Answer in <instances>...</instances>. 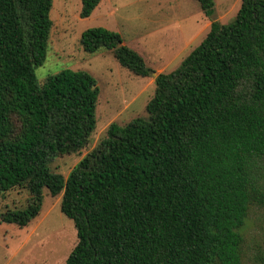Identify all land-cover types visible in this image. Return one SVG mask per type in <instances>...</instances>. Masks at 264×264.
<instances>
[{
    "label": "trees",
    "instance_id": "16d2710c",
    "mask_svg": "<svg viewBox=\"0 0 264 264\" xmlns=\"http://www.w3.org/2000/svg\"><path fill=\"white\" fill-rule=\"evenodd\" d=\"M100 1L81 0L79 16ZM196 1L214 14V0ZM52 3L0 0V196L30 195L0 223L27 225L46 189L76 230L65 264H240L238 230L249 203L264 202V0H240L231 22L212 18L179 66L155 76L145 115L111 123L66 177L50 165L89 142L99 88L80 69L37 80ZM79 42L153 72L116 31L87 28Z\"/></svg>",
    "mask_w": 264,
    "mask_h": 264
},
{
    "label": "rangeland",
    "instance_id": "374dc122",
    "mask_svg": "<svg viewBox=\"0 0 264 264\" xmlns=\"http://www.w3.org/2000/svg\"><path fill=\"white\" fill-rule=\"evenodd\" d=\"M193 2L200 6L196 0ZM214 3V14L205 16L202 23L198 17L200 12L190 9L183 0H101L84 18L79 16L81 0H53L47 55L44 63L36 68L37 80L40 82L49 74L66 68L85 70L94 77L99 95L95 110L96 127L89 142L77 152L57 157L50 165L52 171L66 177L105 137L111 123L123 125L145 115V106L154 93L155 76L163 69L169 72L179 66L203 40L212 18L220 23L231 22L240 6V0H214ZM159 4L164 8L175 5L178 10L166 16H162L164 12L158 13L162 16L160 20L144 22L148 13L151 16L157 13ZM96 26L118 32L129 47L136 43L139 34L142 41L153 38L151 41L157 43L168 38L169 30L174 33L180 30L183 39L177 53L167 52L160 57L147 54L150 49L142 47L145 62L153 72L148 77H140L122 67L107 50L95 53L83 50L79 42L81 33ZM157 58H163V61L157 62ZM29 197L24 188H13L0 196V210L22 208ZM60 199L61 195L52 197L44 189L42 209L31 222L23 227L0 223V264H65L77 237L72 220L60 210ZM238 233L240 264H264V202L253 200L249 203Z\"/></svg>",
    "mask_w": 264,
    "mask_h": 264
},
{
    "label": "crops",
    "instance_id": "0c3cea01",
    "mask_svg": "<svg viewBox=\"0 0 264 264\" xmlns=\"http://www.w3.org/2000/svg\"><path fill=\"white\" fill-rule=\"evenodd\" d=\"M183 2H185L187 6L189 5L190 9L193 8L195 12L196 11L200 12V16H198L199 20H201L202 23L205 22V14L203 13L200 6H197V4H195V2H193V0H183ZM176 10H178V9L176 8L175 5H170L168 8H164L161 6V4H159L157 7V13L153 14L152 16L150 15V13H148V15L146 17L147 20L143 19V21L146 22V21L150 20L152 22H155L157 20H160L162 16L174 14V12ZM162 12H164V15L158 16V13H162ZM167 12H169V13L166 14ZM140 26H141V24H140ZM204 26H206V23ZM209 27H210V25H209ZM166 30H168V29H166ZM169 32H170V30H169ZM169 32H168V34H169L168 38L162 39L161 42H157V43L151 41V39H153V38H148L149 41L144 42V41H142L143 39L141 38L142 35L139 34L138 38L136 39V43H132L130 46H131V48L136 50L143 58H144V56L142 53L143 51H141L142 50L141 48L144 46H147L150 49V50H148V52L146 51L147 54L152 53V55H154V56L156 55L158 57H160L162 54H165L167 52L170 54L177 53L176 51L178 50L180 44H182V39H183L182 32L180 30H177V33H174L172 31L170 33ZM157 59H158V60H156L157 62L163 61V58L162 59L157 58ZM164 70L165 69H163L162 72H165Z\"/></svg>",
    "mask_w": 264,
    "mask_h": 264
}]
</instances>
